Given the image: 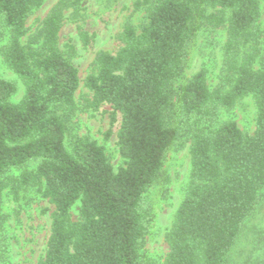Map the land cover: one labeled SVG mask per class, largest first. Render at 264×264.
Instances as JSON below:
<instances>
[{
	"label": "trees",
	"instance_id": "trees-1",
	"mask_svg": "<svg viewBox=\"0 0 264 264\" xmlns=\"http://www.w3.org/2000/svg\"><path fill=\"white\" fill-rule=\"evenodd\" d=\"M83 0H60L27 37L29 16L42 0H0L8 43L1 51L17 86L0 78V224L8 188L17 200L37 188L53 206L44 257L37 264H143L141 250L152 223L145 193L162 178L163 159L178 138L166 125L172 88L184 70L188 45L203 28L225 29L219 86L206 73L179 87L177 103L190 133V172L184 198L165 235L164 264H229V255L264 190V0H137L139 26L127 21L114 54L99 52L85 79L87 110L112 109L121 121L117 172L89 137L67 136L75 116L79 76L59 47L66 10L79 16ZM2 32H0L1 34ZM87 46L88 34L79 29ZM26 39L24 43L23 40ZM250 96L255 131L218 124L217 110H231ZM31 162L34 171L9 177ZM77 207V208H76ZM77 213V219L72 211Z\"/></svg>",
	"mask_w": 264,
	"mask_h": 264
},
{
	"label": "rangeland",
	"instance_id": "rangeland-1",
	"mask_svg": "<svg viewBox=\"0 0 264 264\" xmlns=\"http://www.w3.org/2000/svg\"><path fill=\"white\" fill-rule=\"evenodd\" d=\"M59 1L42 0L41 7L29 16L27 37L39 30L43 19ZM136 1L83 0L76 19L72 18L71 9L65 11L64 24L59 34V47L79 76V87L75 94L77 111L68 123L67 136L93 139L104 149L114 172L124 166L117 146L121 118L117 114L115 123L111 125L110 106L104 105L97 112L85 108L84 101L91 95L85 88V79L94 71L95 57L99 52L114 54L118 50L116 37L127 21L134 26L143 22V13L134 12ZM258 23L264 31V4ZM79 29L90 37L87 46L80 40ZM0 32V78L17 86L18 93L13 100L18 101L23 95V86L5 66L1 57V51L8 43L7 30L3 27L1 18ZM225 38V29L203 28L186 49L184 70L172 88V101L165 119L168 127L178 131V138L164 156L162 178L145 193L143 199V206L152 217L145 245L141 250L147 259L143 264H164L168 253L165 235L171 227L189 182L190 133L184 125L186 121L177 103L179 87L201 70L206 73L207 85L211 91L219 86ZM25 41L26 39L22 43ZM261 52L264 56V37ZM216 113L218 124L233 121L243 133L253 135L256 107L250 96L239 101L233 109H219ZM37 165V162H31L24 169L11 172L9 177L16 178L22 172L34 171ZM52 211L53 206L41 196L37 188L21 192L17 200L8 188L3 192L4 219L0 224V264H37L44 257L50 235ZM72 216L77 219L75 210L72 211ZM229 264H264V190L260 193L255 212L245 222L230 252Z\"/></svg>",
	"mask_w": 264,
	"mask_h": 264
}]
</instances>
